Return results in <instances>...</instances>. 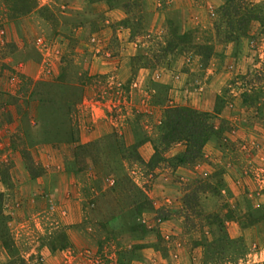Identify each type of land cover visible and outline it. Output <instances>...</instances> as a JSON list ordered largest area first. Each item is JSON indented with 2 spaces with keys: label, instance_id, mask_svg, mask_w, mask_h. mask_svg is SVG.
<instances>
[{
  "label": "rangeland",
  "instance_id": "374dc122",
  "mask_svg": "<svg viewBox=\"0 0 264 264\" xmlns=\"http://www.w3.org/2000/svg\"><path fill=\"white\" fill-rule=\"evenodd\" d=\"M225 1L0 0V264H264V0Z\"/></svg>",
  "mask_w": 264,
  "mask_h": 264
},
{
  "label": "trees",
  "instance_id": "16d2710c",
  "mask_svg": "<svg viewBox=\"0 0 264 264\" xmlns=\"http://www.w3.org/2000/svg\"><path fill=\"white\" fill-rule=\"evenodd\" d=\"M1 1V3L3 4V8L5 9L8 18L10 19H15L19 16L26 15L35 10L37 7V0ZM232 6L233 0H226L224 4L219 7L222 16L228 20L231 19L232 14L229 10ZM240 7L243 10H246V6L243 7V5H240ZM251 10L252 14L249 15L247 19L258 21L264 20V17L261 16L259 11L255 12L253 9ZM240 13L242 14V11ZM240 21L244 22V18L241 17ZM208 58L209 56H203V60H207ZM211 130L212 125L210 124L209 114L207 112L183 106L170 107L165 111L164 138L183 141L186 146L185 154L187 156H190L192 158L198 156L207 138L212 133ZM68 135L70 136V141H73V138H71L72 130L68 131ZM1 197L2 194L0 193V201Z\"/></svg>",
  "mask_w": 264,
  "mask_h": 264
},
{
  "label": "crops",
  "instance_id": "0c3cea01",
  "mask_svg": "<svg viewBox=\"0 0 264 264\" xmlns=\"http://www.w3.org/2000/svg\"><path fill=\"white\" fill-rule=\"evenodd\" d=\"M67 222H69L70 220H66Z\"/></svg>",
  "mask_w": 264,
  "mask_h": 264
}]
</instances>
